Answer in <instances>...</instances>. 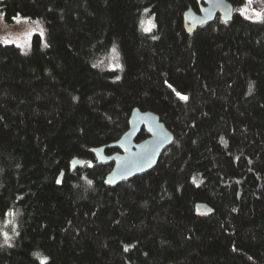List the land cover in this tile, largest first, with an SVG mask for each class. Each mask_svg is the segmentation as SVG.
Masks as SVG:
<instances>
[{
    "label": "trees",
    "instance_id": "16d2710c",
    "mask_svg": "<svg viewBox=\"0 0 264 264\" xmlns=\"http://www.w3.org/2000/svg\"><path fill=\"white\" fill-rule=\"evenodd\" d=\"M0 3L7 20L46 27L30 50L0 41V226L17 219L0 264H264V22L234 11L188 33L197 0ZM113 44L121 66L104 67ZM135 108L157 112L174 141L109 186L113 162L94 149ZM198 201L214 211L198 215Z\"/></svg>",
    "mask_w": 264,
    "mask_h": 264
},
{
    "label": "water",
    "instance_id": "95a60500",
    "mask_svg": "<svg viewBox=\"0 0 264 264\" xmlns=\"http://www.w3.org/2000/svg\"><path fill=\"white\" fill-rule=\"evenodd\" d=\"M198 9L192 6L184 12V26L188 33L197 27L213 21L217 15L225 21H230L234 14V3L231 0H197ZM148 135L138 140L142 128ZM174 141L173 131L153 110L135 108L129 117V126L120 138L94 149L97 162L105 164L113 162L111 170L105 176V183L109 186L129 180L135 175L152 169L158 162L161 153ZM116 150L107 153L105 148ZM77 159L72 161L74 167ZM63 172L58 177L62 181ZM196 213L200 216L214 211L207 202L198 201L195 205Z\"/></svg>",
    "mask_w": 264,
    "mask_h": 264
},
{
    "label": "rangeland",
    "instance_id": "374dc122",
    "mask_svg": "<svg viewBox=\"0 0 264 264\" xmlns=\"http://www.w3.org/2000/svg\"><path fill=\"white\" fill-rule=\"evenodd\" d=\"M246 4L247 0L234 3V10L241 12V9ZM247 7L249 10L245 16L247 15L252 17L251 19H255L254 11H264V0H252L251 5H247ZM148 20H152L156 24L153 14L148 8H145L142 12L140 23L142 21L147 22ZM35 33H40L45 41L46 27L41 18L18 14L14 19L7 20L2 12L0 3V41L15 43L25 50H30L32 47V37ZM113 49H115V52H113ZM99 64L108 68L121 66V56L115 44L111 45L107 52L99 58ZM1 223L0 244H11L14 238V229L17 224L15 212L10 210Z\"/></svg>",
    "mask_w": 264,
    "mask_h": 264
},
{
    "label": "snow or ice",
    "instance_id": "6c2138e0",
    "mask_svg": "<svg viewBox=\"0 0 264 264\" xmlns=\"http://www.w3.org/2000/svg\"><path fill=\"white\" fill-rule=\"evenodd\" d=\"M251 3H252V0H247L246 6L243 9H241V14L242 15H245L248 12L249 9H248L247 5H251ZM254 16H255L256 21L264 22V11H254ZM245 18L251 19L252 17L246 15ZM141 25L143 27V31H145V32H151L152 29L155 27V24L152 22V20H148L147 22L142 21ZM113 52H115V49H113ZM177 95L180 96L179 93H177ZM180 98L183 99V100H187L188 99L187 96H180ZM125 250H127V249H125ZM41 264H45V262L42 261Z\"/></svg>",
    "mask_w": 264,
    "mask_h": 264
}]
</instances>
